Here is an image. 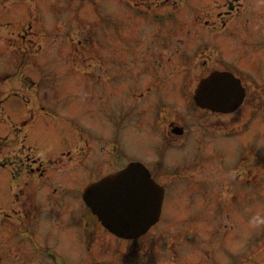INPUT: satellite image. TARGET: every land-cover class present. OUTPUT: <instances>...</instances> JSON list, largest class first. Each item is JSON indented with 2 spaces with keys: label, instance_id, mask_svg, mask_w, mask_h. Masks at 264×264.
<instances>
[{
  "label": "rangeland",
  "instance_id": "1",
  "mask_svg": "<svg viewBox=\"0 0 264 264\" xmlns=\"http://www.w3.org/2000/svg\"><path fill=\"white\" fill-rule=\"evenodd\" d=\"M137 3L139 9L159 13L160 18L140 16ZM183 39L186 45L190 42L193 46L192 53L200 52L194 47L200 42L213 51L219 50L223 55L214 52V56L222 61L215 66L226 64L223 56L240 66V57L245 56L250 70L260 69L263 79L256 86L260 96L253 97L256 104L262 101L264 110V0H0V100L5 110L0 112L1 128L20 138L22 157L40 160L42 169H47L45 180L36 183V206L41 211L36 227L42 264H52L53 247L62 257L59 261L63 263L58 264H73L69 254L75 256L80 251L74 238L82 222L81 205L70 200L69 188L65 189L66 199L54 197L57 201H48L52 192L50 179L69 173L57 169L70 168L60 164V159L66 162L68 153L77 158L74 170L83 185L131 159H143L151 165L162 160V164L181 168L202 162L199 169H203V178L212 179L213 169L224 155L222 148L211 146L200 151L192 137H185L163 151L159 147L162 138L152 133L158 109L166 116V123L198 109L192 95L204 66L158 67L154 75L140 72L132 96L127 85L125 94L118 90L109 101L99 85L101 77L115 74L118 68L114 62L120 54L123 64L118 80L123 77L130 83L135 76L129 72V54L142 52L140 60L151 62L150 68H154L156 58L165 52L170 55L178 44L183 45ZM155 40L161 46L150 51ZM169 73L167 81L158 82ZM151 84L152 98L139 99L141 91ZM250 88L254 90L251 85ZM185 91L190 94L189 100L183 97ZM244 111L252 116L249 118ZM251 111L248 102L238 113L224 117L230 126L239 125L236 128L240 132L244 125L249 127L241 141L247 143L251 182L249 213L226 216L223 224L229 223L230 233L240 239H250V264H264V113L254 115ZM215 117L207 119L210 124H218ZM237 119L238 123L232 124ZM189 124L196 126L193 118ZM117 129L122 157L115 160L110 151L116 149L111 138ZM100 138L105 140L100 143ZM224 140L234 148L231 156L236 158L242 151L241 145L234 146L237 138L219 137L216 141ZM87 141L91 151L79 160ZM54 161L56 164H51ZM12 170L11 164L0 165V213L17 207L13 203ZM193 172L199 174L198 170ZM3 218L0 214L1 221ZM26 227L13 221L2 222L0 244L7 246V253L0 264H30L26 258L33 252L28 251ZM216 243L221 254L222 241ZM232 246L242 247L238 241Z\"/></svg>",
  "mask_w": 264,
  "mask_h": 264
},
{
  "label": "flooded vegetation",
  "instance_id": "2",
  "mask_svg": "<svg viewBox=\"0 0 264 264\" xmlns=\"http://www.w3.org/2000/svg\"><path fill=\"white\" fill-rule=\"evenodd\" d=\"M166 1L169 2L170 0ZM138 4H136L135 8L140 16L160 18L161 14L139 9ZM160 34L166 40L168 39L164 31H160ZM185 42V39H183V45L178 44L170 55L165 52L164 55L156 58L153 62L154 68H150L151 62L140 60L142 52L139 55L129 54V72H131L132 76H135V78L130 79V83L126 82L127 78L122 77V80H118L122 76L121 66L123 64V59L120 54L119 57H116L117 61L114 62L115 68L118 69L113 76L100 78V89L102 94L108 97L109 101L113 95L117 94L118 90H122V93L125 94L127 90L126 86L129 85L127 92L132 96L133 91L137 88L136 85L140 72L141 74L154 75V69L158 67L162 68L165 66L166 68L175 65L177 67H183L182 69H191L194 66H199L202 69L204 66L198 78L197 87L192 95L194 104L198 109L188 110L189 112L186 111L179 116L177 115L176 120L167 123L166 116L164 117L158 109L155 112L157 115L152 133L162 138L159 147L163 148V151L170 148L175 142L179 143L185 137H192L200 151L207 150L208 147L211 149V146L213 148L216 147V149L222 148L224 155L221 156V162L216 163V169H213L214 174H212V179L210 178V180H206L202 176L203 169H199V166H203L202 162H199L197 165L181 168L180 166H176V164H162L160 163L162 160L159 163L151 165L143 159H131L124 165L105 173L103 177L125 168L131 162L140 161L149 168L154 181L164 189L163 203L158 220L141 236L137 238H125L114 234L104 226L92 212V209L86 204L84 192L86 187L93 181L89 180L83 185V179L74 170L75 165L73 162L77 158L71 153H68V157L65 158L66 162L64 163V159H60V164H63V167L68 166L70 168L68 170L66 168L63 170L61 168L57 169L62 173H69L64 176L62 174L56 179H50L52 192L50 197H48V201L49 199L57 201L54 197H63L66 199L65 189L69 188L70 200L74 203L78 202L77 204L82 207V222L77 228V237L74 238V242L80 251L75 256L74 254H69L68 256V259L73 261V264H250V239L247 236L246 238L243 237L240 239L239 236L230 233L229 223L223 224L226 216L231 218V215L234 214H248L250 210V160L247 155V143L243 140L242 144L241 141L242 138L244 139V135L248 133L249 127L244 125L240 132V129L236 128L239 125L230 126V123L224 117L238 113L248 102L252 107L251 113H254V115H258L259 113L263 114L264 110L260 105L262 101L256 104L253 97H256L257 94L259 95L260 91L256 86L260 85L259 81L263 78L260 74V69L254 68L252 71L248 68L249 66L245 56L240 57V62H242L240 66L223 56L226 64L218 67L215 64L218 63V60L222 61V59L214 56V52L221 53L219 50L216 49L213 51L208 46H205L204 42H200L199 45L194 46L200 52L195 51L192 53L190 50L193 46L190 42L187 45ZM159 46H161L159 40H155L150 51L155 50L153 48ZM166 50L164 48V51ZM155 53L156 56L159 54L158 51ZM174 56L177 57V60L174 59ZM144 66L145 69L142 71ZM216 70L230 71L242 82L245 89V98L242 105L234 112L225 113L213 111L197 105L194 100L196 89L201 81ZM170 76L169 73L167 77L158 80V82L167 81ZM30 83L34 85L33 81H30ZM250 85L253 86V91ZM109 89L113 91L107 94L106 92ZM152 96L153 87L151 84L147 87L146 91H141L138 98H146L149 100ZM160 96L163 97V95ZM183 97L189 100L190 94H187L185 91ZM2 105L4 103L0 100V112L4 113L5 110ZM42 105L43 102L40 106L42 107ZM244 112L249 117V113L247 111ZM210 116H217L215 118H217L218 124H210L207 120ZM192 118L196 126L189 124ZM236 123H238V119L232 122V124ZM1 124L2 122H0V165L6 166L11 164V167L13 166L11 187L14 192L13 203L17 207H13L12 212L0 213L4 215L3 221L0 220V225H2V222L8 221H13L15 225H27L26 229L28 234L26 238L29 247L28 251L33 252V254L27 257L26 260L30 264H42L41 255L39 256V251L40 253L42 251L37 239L38 228L36 227L41 213L40 210H37L36 206L38 189L36 183H42L43 179L45 180L47 169H42L44 164L40 160L31 159L29 156L22 157L20 150L21 142L20 140L18 141L20 138L16 139V135L14 137L9 132H4ZM118 130L114 132L111 138L114 140V143L116 142V149L110 151L114 155L115 160L122 157L121 137ZM193 132L194 135L190 136ZM219 137L222 139L237 138L234 146L241 145L242 151H239L236 158L231 156V150L234 148L227 140L223 142L216 141ZM103 139H99L100 143L105 140ZM82 150L78 155L79 160L85 158L89 151H91V146L88 141L86 148L83 147ZM51 164L55 165L56 161ZM219 166H221L220 169ZM194 169L198 170L199 174L194 173ZM59 189H61L60 192L62 194H59ZM93 215L95 216L94 219ZM177 215L179 216L177 217ZM218 241H222L220 246L222 247L220 249L221 254H219L217 249L219 246H217L216 242ZM234 241L241 243L242 247L234 249L232 246ZM5 248H7L6 245L0 244V262L4 260L5 254L7 253ZM51 251L52 264L62 262L59 261L62 257H58L57 249L53 247ZM237 254L238 258L235 257Z\"/></svg>",
  "mask_w": 264,
  "mask_h": 264
},
{
  "label": "water",
  "instance_id": "3",
  "mask_svg": "<svg viewBox=\"0 0 264 264\" xmlns=\"http://www.w3.org/2000/svg\"><path fill=\"white\" fill-rule=\"evenodd\" d=\"M245 89L230 71L216 70L196 89L197 105L218 112H234L243 103ZM164 189L152 178L148 167L134 161L85 189L86 204L114 234L137 238L159 218Z\"/></svg>",
  "mask_w": 264,
  "mask_h": 264
}]
</instances>
